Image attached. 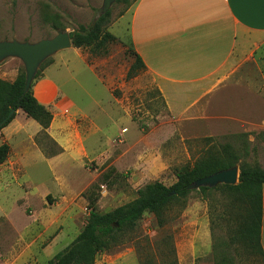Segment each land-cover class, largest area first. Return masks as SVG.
<instances>
[{"label": "rangeland", "instance_id": "obj_1", "mask_svg": "<svg viewBox=\"0 0 264 264\" xmlns=\"http://www.w3.org/2000/svg\"><path fill=\"white\" fill-rule=\"evenodd\" d=\"M101 4L0 0V39L54 35L45 14L57 15L68 31L88 26ZM132 4L110 5L103 29L114 39L102 48L71 46L40 65L32 92L52 114L46 129L20 109L0 129V143L9 145L0 163V264H48L81 231L88 189L96 210L108 211L134 199L147 183L171 185L176 170L224 145L233 166L264 168V68L247 80L229 79L214 92L210 81L164 86L145 66L135 67ZM21 72L17 58L0 63V79L12 81ZM190 190L183 204L165 211L161 224L145 213L134 230L98 252L93 264H215L212 245L223 231L211 225L203 195ZM211 199L220 206L218 191ZM262 211L264 250V185Z\"/></svg>", "mask_w": 264, "mask_h": 264}, {"label": "trees", "instance_id": "obj_2", "mask_svg": "<svg viewBox=\"0 0 264 264\" xmlns=\"http://www.w3.org/2000/svg\"><path fill=\"white\" fill-rule=\"evenodd\" d=\"M107 15L108 11L96 17L88 26L79 24L69 31L72 46L96 50L113 40L114 36L103 29ZM56 17L57 15H44L45 19H50L53 29L65 30L66 26ZM132 53L135 67H144L140 56L134 50ZM133 70L134 65L130 67L129 73ZM11 109H14V113L1 123ZM18 109L35 120L42 130L51 122L52 114L47 106L37 100L32 92V84L28 91H24V72L17 74L12 81L0 79V129L13 119ZM229 152L228 145L210 150L192 166L176 170V180L171 185L167 186L160 181L147 183L137 190L134 199L108 211L96 210L93 204L96 196L92 197V192L88 189L85 196L89 199L90 206L81 231L69 245L55 253L48 260V264H93L98 252L110 248L125 233L134 230L145 213L153 214L161 224L165 211L171 204L185 202L191 191L188 188L191 182L233 166L234 160L227 156ZM8 153V143L1 142L0 163L5 161ZM263 185L264 168L243 162L239 165L237 183L198 188L208 202L211 225L216 224L223 231V236L216 237L212 245L215 264H264V250L261 245ZM214 190L219 192L221 198L218 207L211 199Z\"/></svg>", "mask_w": 264, "mask_h": 264}, {"label": "crops", "instance_id": "obj_3", "mask_svg": "<svg viewBox=\"0 0 264 264\" xmlns=\"http://www.w3.org/2000/svg\"><path fill=\"white\" fill-rule=\"evenodd\" d=\"M129 36L164 86L210 81L214 92L234 77L240 82L263 73L264 0H135Z\"/></svg>", "mask_w": 264, "mask_h": 264}, {"label": "water", "instance_id": "obj_4", "mask_svg": "<svg viewBox=\"0 0 264 264\" xmlns=\"http://www.w3.org/2000/svg\"><path fill=\"white\" fill-rule=\"evenodd\" d=\"M116 0H102L99 15L105 13ZM95 21V20H94ZM93 21V22H94ZM69 31H56L50 37L39 38L34 41L17 39L15 37L0 39V63L7 58H17L21 61L24 71V91H28L40 65L52 55L71 47ZM14 113L11 109L1 123ZM239 168L232 166L197 178L188 188L214 187L218 184H235L238 182Z\"/></svg>", "mask_w": 264, "mask_h": 264}]
</instances>
